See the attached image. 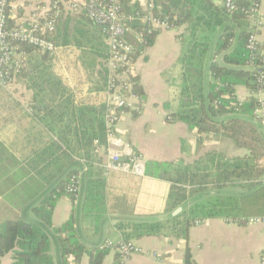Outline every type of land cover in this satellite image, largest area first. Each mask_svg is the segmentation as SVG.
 Segmentation results:
<instances>
[{
    "label": "trees",
    "instance_id": "16d2710c",
    "mask_svg": "<svg viewBox=\"0 0 264 264\" xmlns=\"http://www.w3.org/2000/svg\"><path fill=\"white\" fill-rule=\"evenodd\" d=\"M251 1L238 0L239 9L232 14L214 0H153L152 11L155 16L167 19L174 28L185 26V30L176 35L182 46L181 54L175 67L166 73L167 81L173 88V96L166 104L168 117L187 123L191 130L222 133L234 139L239 146L248 147L251 155L238 156L232 160L215 152L209 156L211 161H217L220 175L222 169L227 170L228 166L234 165L235 169L231 171L235 179L242 175L240 168L247 165L254 167L245 174L246 178L253 180L264 173V167H255L256 161L264 162V127L261 126L262 120L255 115L258 99L249 97L240 101L236 95L238 85H244L252 92L260 88L257 82L260 69L251 60L255 56L257 64L261 56L247 47L250 24L241 10ZM121 3L124 13L140 11L139 7H130L127 0H121ZM74 20L76 22L72 26ZM11 24H14L13 20ZM79 24L92 25L98 35L105 37L100 27L88 16H67L59 26V35L65 39L63 44L75 37L79 46L87 45L79 37L83 31ZM133 26L144 32V41L136 46L133 56L136 62L144 49L154 43L159 31L148 34L149 24L138 21ZM90 42L91 47L99 49L100 56L104 58L102 72L107 88L112 76L106 65L107 41L94 35ZM25 47L33 69L24 68L20 75H31V81L41 85H63L62 80L51 70V55L31 46ZM35 72H38L37 79L34 77ZM130 81L132 92L140 100L145 99L146 92L139 75L132 72ZM40 86L39 93L46 92ZM48 92L51 93L50 87ZM41 98L44 99L42 95ZM69 100L71 96L57 107L45 105L40 109L46 110V114L32 121L30 132L24 140V152L20 155L11 151L6 141L0 138V191L3 194L7 187H1L7 185L11 192L6 198L25 208V211L34 213V218L6 219L0 223V260L14 251V264H55L51 250L55 240L60 252L58 264H71V256L79 260L84 253L90 254V264L103 263L106 251L89 249L80 232L83 222L87 220L98 232L108 209V178L116 170L108 168L106 164L109 175H103V171L96 167L99 155L95 151V141H99L103 153H108L107 105L103 103L100 108L87 105L71 107ZM135 115H138L137 112ZM19 142L20 139H15V143ZM184 173L182 178L179 161L147 162L144 175L167 179L174 184L167 199L169 217L163 221H120L117 225L125 240L159 234L188 240L190 228L197 218L215 215L202 213L201 203H195L189 211L172 214L187 199L186 190L179 184L186 181L195 188V177H188L186 171ZM73 175L81 179L77 202L75 196L67 191ZM14 195H18L20 202L12 200ZM64 195L70 197L73 210L66 223L55 227L54 208L57 200ZM184 261L185 264H195L188 245Z\"/></svg>",
    "mask_w": 264,
    "mask_h": 264
},
{
    "label": "crops",
    "instance_id": "0c3cea01",
    "mask_svg": "<svg viewBox=\"0 0 264 264\" xmlns=\"http://www.w3.org/2000/svg\"><path fill=\"white\" fill-rule=\"evenodd\" d=\"M214 1L219 4V0ZM259 1L261 16L264 19V0ZM127 2L130 7H139L140 11L144 12L153 0ZM34 4L35 0H16L11 18L17 21L28 17ZM63 7L55 39L59 49L50 57L51 70L62 80L63 85H41L31 81V75H19L17 79L20 78L21 96L12 97L0 104V107L9 106L4 115L7 116L6 119L2 123L0 120V138L18 155L24 152V140L30 132L32 121L39 120L46 114V110H40L45 105L57 107L71 96V107L87 105L100 108L105 103L108 109L109 95L102 72L104 58L100 56L99 49L91 47L90 42L94 35L104 42L106 38L98 35L94 26L79 24L83 30L79 37L81 42L86 41L87 45L79 46L75 37L63 44L65 39H61L59 35V26L67 16L78 18L83 15L86 18L83 13H73L67 4ZM75 22L76 20L72 22V26ZM184 30L185 26L160 30L154 43L144 49L138 57L134 71L139 75L146 97L143 100L134 99L132 105L125 109L117 124L116 133L129 143L136 153L145 157L146 164L150 160L179 161L181 177L185 176L184 171L188 177H195V188L190 182L182 181L179 184L186 190L187 199L172 213L173 215L182 210L189 211L195 203L202 204V213L215 215L197 218L190 228L188 240L163 234L125 240L117 225L120 221H163L169 217L167 199L174 184L167 179L118 170L109 175L105 166L109 155L101 150L97 153L99 158L96 167L103 171V175H109L108 209L98 232L94 231L87 220L82 224L80 235L89 249L106 251L102 264L117 263V251L112 247L102 248L107 240L114 243L134 241L143 248L144 252L132 255L127 264H185L187 245L195 264H262L264 222H251L250 219L264 218V173L253 180L246 178L245 174L254 168L247 165L239 169L242 175L235 179L236 176L231 171L235 167L231 165L227 170L222 169L220 175L217 161H211L209 156L211 152H215L232 160L238 156L251 155V150L246 146H239L234 139L222 133H199L197 130H191L187 123L168 117L166 104L173 96V88L167 81L166 73L175 67L181 54L182 46L176 35ZM259 41L264 48V24ZM32 66L28 55L25 69H33ZM37 74L38 72H35L36 79ZM9 85L0 84L5 88ZM40 85L46 90L45 94L39 93ZM49 87L51 93L48 92ZM236 95L240 101L249 97L263 98L262 94L252 92L244 85L236 87ZM135 112L138 115H135ZM261 123L264 127V121ZM15 139H20V142L15 143ZM255 167L261 169L264 162L256 161ZM6 187L7 190L3 194L0 191V223L6 219L34 218L32 211L27 212L25 208L6 198L11 192L7 185L1 188ZM12 200L20 202L18 195H14ZM72 210L73 202L70 197L64 195L59 198L54 208L53 225L58 227L66 223ZM51 250L55 264H58L60 252L55 240ZM14 261L15 254L11 251L1 258L0 264H14ZM90 261L89 253H84L79 260L71 256V264H90Z\"/></svg>",
    "mask_w": 264,
    "mask_h": 264
},
{
    "label": "built area",
    "instance_id": "2783aa9c",
    "mask_svg": "<svg viewBox=\"0 0 264 264\" xmlns=\"http://www.w3.org/2000/svg\"><path fill=\"white\" fill-rule=\"evenodd\" d=\"M15 1L0 0V84L7 86L15 82L22 73L28 57L25 46L34 47L51 56L57 53L59 47L54 34L63 13V6L67 4L73 13L85 14L100 27L108 44L106 65L112 76L107 86L109 95L106 116L109 155L107 167L143 175L146 168L145 157L136 153L129 143L116 133L122 113L132 105L134 99H139L132 92L130 74L135 72L133 56L136 46L144 41V32L134 28L133 23L138 21L149 24L148 34L174 27L167 19H161L153 14V2L149 3L148 9L144 12L127 14L122 10L121 0H35L28 17L14 21L11 13ZM219 4L231 14L239 9L238 0H219ZM260 7L259 0H252L247 7H241V10L244 11L250 24L247 47L251 52H258L261 56L257 64L253 56L251 63L260 69L257 77L260 88L256 93L262 94L263 98H258L255 115L264 121V48L259 41L264 19ZM11 20L14 24H11ZM95 147L96 153L103 149L99 141H95ZM80 189L81 179L73 175L67 191L75 196V202L78 201ZM250 221L264 222V218L255 217ZM105 247H112L117 251L118 264H127L132 255L144 252L143 248L134 241L114 243L107 240L102 248ZM261 262L264 264V249L261 253Z\"/></svg>",
    "mask_w": 264,
    "mask_h": 264
},
{
    "label": "rangeland",
    "instance_id": "374dc122",
    "mask_svg": "<svg viewBox=\"0 0 264 264\" xmlns=\"http://www.w3.org/2000/svg\"><path fill=\"white\" fill-rule=\"evenodd\" d=\"M19 83H20V78H18L16 82H14L12 85H9V87L7 88L0 86V104L5 103L7 100H9L12 97L19 98L21 96L22 91L20 90ZM8 107L9 106L0 107L1 123L7 117V116L4 117V115L8 112V109H7ZM1 117H3V119H1Z\"/></svg>",
    "mask_w": 264,
    "mask_h": 264
}]
</instances>
